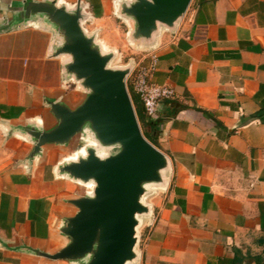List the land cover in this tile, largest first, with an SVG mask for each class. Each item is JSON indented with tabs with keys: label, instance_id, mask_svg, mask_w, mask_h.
I'll list each match as a JSON object with an SVG mask.
<instances>
[{
	"label": "crops",
	"instance_id": "crops-1",
	"mask_svg": "<svg viewBox=\"0 0 264 264\" xmlns=\"http://www.w3.org/2000/svg\"><path fill=\"white\" fill-rule=\"evenodd\" d=\"M114 1L83 0L93 16L85 27L100 28L107 45L102 28ZM8 14L0 0V21ZM50 39L34 26L0 32V264H40L1 241L56 247L51 226L63 206L55 198L72 193L71 181L53 172L62 151L48 150L28 169L21 162L28 142L1 125L43 116L31 87L61 88L60 59L47 57ZM129 51L135 63L155 55L152 81L174 91L145 127L172 169L166 189L150 199L135 264H263L264 0H192L174 32Z\"/></svg>",
	"mask_w": 264,
	"mask_h": 264
},
{
	"label": "water",
	"instance_id": "water-1",
	"mask_svg": "<svg viewBox=\"0 0 264 264\" xmlns=\"http://www.w3.org/2000/svg\"><path fill=\"white\" fill-rule=\"evenodd\" d=\"M8 15L0 32L34 26L51 33L47 57L60 59L62 86L54 91L31 87L44 106L42 117L2 121L7 136L28 142L21 162L31 168L50 149L64 156L54 165L55 177L78 186L55 201L51 226L59 244L1 241L7 249L40 264H135L142 226L150 221V202L166 189L169 156L145 137L127 78L133 58L120 64V53L99 37L87 4L76 0H4ZM192 0H115L113 14L127 26V41L136 50L153 48L163 31L174 32ZM72 83L80 92L73 101ZM80 143V145H79Z\"/></svg>",
	"mask_w": 264,
	"mask_h": 264
},
{
	"label": "built area",
	"instance_id": "built-area-1",
	"mask_svg": "<svg viewBox=\"0 0 264 264\" xmlns=\"http://www.w3.org/2000/svg\"><path fill=\"white\" fill-rule=\"evenodd\" d=\"M156 65V56L152 54L149 57L148 63H135L127 78V87L128 84H130L131 91L138 98L144 114L149 120H153L157 117L158 103L160 99L169 98L174 93L171 87L152 81V75L156 69Z\"/></svg>",
	"mask_w": 264,
	"mask_h": 264
},
{
	"label": "rangeland",
	"instance_id": "rangeland-1",
	"mask_svg": "<svg viewBox=\"0 0 264 264\" xmlns=\"http://www.w3.org/2000/svg\"><path fill=\"white\" fill-rule=\"evenodd\" d=\"M188 11V10H187ZM88 27L91 28V24H88ZM103 37L106 41L110 42V44L115 43L118 45L117 51L120 53V64L125 63L129 58V50H134L133 46H131L127 41V26L122 22L120 18H117L114 15H110L109 22L105 24L102 28ZM109 44V45H110ZM136 50V49H135ZM66 91L71 95L72 100H78L80 97V92L75 89L74 84L68 83ZM143 131V128L141 126ZM80 145V143H79ZM54 153H62L61 151L55 150ZM64 154V153H63ZM67 191L70 193H74L78 190V186L72 182H66Z\"/></svg>",
	"mask_w": 264,
	"mask_h": 264
},
{
	"label": "trees",
	"instance_id": "trees-1",
	"mask_svg": "<svg viewBox=\"0 0 264 264\" xmlns=\"http://www.w3.org/2000/svg\"><path fill=\"white\" fill-rule=\"evenodd\" d=\"M128 88H129V91L131 93V97H132V100H133V104L135 106V111L137 113V117L139 119V122H140V125L142 126L143 128V134L145 135V137L147 139H149L153 144L154 142L152 141V139H150L148 137V134L146 133L145 131V127L147 125H152V121L147 119L145 114H144V111H143V108L141 106V103L139 102L138 98L136 97V95L131 91V87H130V84H128ZM260 260V258L258 257V261ZM260 264V263H259ZM263 264H264V261H263Z\"/></svg>",
	"mask_w": 264,
	"mask_h": 264
}]
</instances>
